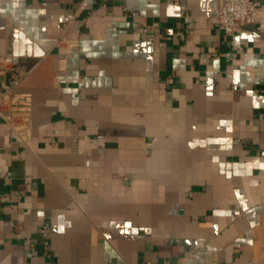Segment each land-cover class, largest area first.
Instances as JSON below:
<instances>
[{
    "label": "crops",
    "instance_id": "1",
    "mask_svg": "<svg viewBox=\"0 0 264 264\" xmlns=\"http://www.w3.org/2000/svg\"><path fill=\"white\" fill-rule=\"evenodd\" d=\"M0 0V264H264V0Z\"/></svg>",
    "mask_w": 264,
    "mask_h": 264
},
{
    "label": "built area",
    "instance_id": "2",
    "mask_svg": "<svg viewBox=\"0 0 264 264\" xmlns=\"http://www.w3.org/2000/svg\"><path fill=\"white\" fill-rule=\"evenodd\" d=\"M216 18L227 35H233L244 25H250L259 17L257 0H217ZM10 56H0V72H6L13 66ZM0 119L17 135H22L29 126L30 98L27 93L14 92L10 83H1Z\"/></svg>",
    "mask_w": 264,
    "mask_h": 264
}]
</instances>
